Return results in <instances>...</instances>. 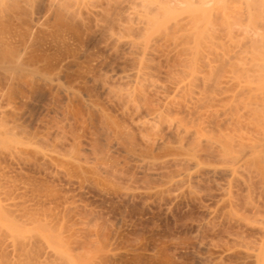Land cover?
<instances>
[{"label": "rangeland", "instance_id": "1", "mask_svg": "<svg viewBox=\"0 0 264 264\" xmlns=\"http://www.w3.org/2000/svg\"><path fill=\"white\" fill-rule=\"evenodd\" d=\"M247 1L0 0V264H264Z\"/></svg>", "mask_w": 264, "mask_h": 264}, {"label": "bare ground", "instance_id": "2", "mask_svg": "<svg viewBox=\"0 0 264 264\" xmlns=\"http://www.w3.org/2000/svg\"><path fill=\"white\" fill-rule=\"evenodd\" d=\"M219 1L223 4V1H224V0H222V1L219 0ZM229 1H232V2H233V0H228V1L226 0V2H229ZM237 1L239 2V0H237ZM240 1L244 2V0H240ZM246 1H247V0H246ZM253 1H254V0H253ZM253 1L251 0V1H250L251 3L249 2V0L247 1V2H249V3H248L249 6H252L251 4H252ZM217 2H218V0H217ZM238 2H237V3H238ZM240 3H241V2H240ZM255 3H256V1H254L253 6H254V7H257V8H256V9L258 10L257 12H259V9H258V8H260L259 6H261L262 4L259 5L258 3H257V4H255ZM225 4L227 5V3H225ZM242 4H243V3H242ZM244 4H245V2H244ZM244 4H243V5H244ZM248 4H246V5H248ZM256 5H258V6H256ZM229 6H230V5H229ZM232 6H234V5H232ZM240 6L243 7L242 5H240ZM240 6H239V7H240ZM241 7H240V8H241ZM254 7H253V9H255ZM226 8H227V7H226ZM248 8H249V7H248ZM263 8H264V7H263ZM229 9H230V8H229ZM238 9H239V8H238ZM256 9H255L254 11H256ZM260 9H261V8H260ZM234 10H235V8H234ZM228 11H229V10H227V12H228ZM263 11H264V10H263ZM234 13H235V12H234ZM236 13H237V12H236ZM260 13H261V12H260ZM260 13H259V15H260ZM262 13H263V12H262ZM236 15H237V14H236ZM238 16H239V15H238ZM260 16H264V15H260ZM223 17H224V16H223ZM224 18H225V17H224ZM241 18H242V17H241ZM239 19H240V18H239ZM245 19H246V18H245ZM240 20H241V19H240ZM243 20H244V19H243ZM251 20H252V19H251ZM262 20H264L263 17H262ZM231 21H232V20H231ZM231 21H230V22H231ZM252 21H253V20H252ZM252 21H251V22H252ZM260 21H261V20H260ZM239 22L241 23V21H239ZM254 22H255V21H253V23H254ZM261 22H262V21H261ZM263 22H264V21H263ZM263 22H262V24H264ZM225 23H226V22H225ZM243 23H245V22H243ZM230 24H231V23H230ZM254 24H255V23H254ZM249 25H250V24H249ZM249 27H250V26H249ZM263 27H264V26H263ZM257 28H258V27H257ZM250 29H252V27H251ZM254 30H255V28H254ZM255 34H257V31H256ZM259 34H262V33H259ZM256 37H259V36L257 35ZM260 37L263 38V39H262L263 41L258 40V42H259V43H257V44H258V47H257V46H254V48H255V50H256V53H257V51L259 52V49H264V46H263V44H264V37H263L262 35H260ZM260 37H259V38H260ZM250 39H251V38H250ZM257 39H258V38H257ZM257 39H256L255 41H257ZM252 41H253V39H252ZM255 41L253 42L254 44H255ZM260 42L263 43V44H260ZM257 44H256V45H257ZM260 45H262L263 48H261ZM259 47H260V48H259ZM257 48H259V49H257ZM260 51H261V50H260ZM263 51H264V50H262L261 52H263ZM261 52L257 53V55H258V57H259V56L261 57L260 60H263V61H264V58L262 57V55L264 56V54H263V53L261 54ZM259 62H260V61H259ZM259 62H258V63H259ZM262 63H263V62H262ZM262 63H261V64H262ZM262 65H263V64H262ZM257 66L260 67L261 65L258 64ZM262 68H263V67H262ZM258 69H259V68H258ZM259 71H261V70H259ZM142 73H144V72H141V70H139V71L137 72V74H136L137 79H141V77L144 76ZM132 75H133V74H132ZM131 77H132V76H131ZM137 82H138V81H137ZM112 87H113V86H112ZM110 89H112V88H110ZM257 93H258V92H257ZM260 93H261V92H260ZM128 94H130V93L128 92ZM134 94H136V93H134ZM254 94L256 95L255 92H254ZM131 95H132V94H131ZM255 95H254V96H255ZM259 95H261V94H259ZM123 96H124V95H123ZM132 96L134 97V95H132ZM129 97H130V96H129ZM133 97H131V98H133ZM121 98H122V97H121ZM135 98H136V97H135ZM133 99H134V98H133ZM253 99H254V98H253ZM259 99H260V98H259ZM255 100H256V99H255ZM252 101H253V100H252ZM254 102H255V101H254ZM252 103H253V102H252ZM261 104H262V103H261ZM250 105H251V104H250ZM262 105H263V104H262ZM255 106H256V105H255ZM257 106H258V105H257ZM251 108H252V107H251ZM251 108H250V109H251ZM255 108H256V107H255ZM255 108H254V109H255ZM262 108H263V107H262ZM262 108H261V110H262ZM257 109H258V108H257ZM251 110H252V109H251ZM259 110H260V109H259ZM253 113H254V112H253ZM257 113H258V112H257ZM262 113H264V112H262ZM255 114H256V113H254V115H255ZM105 115H106V114H105ZM258 115H259V114H258ZM262 116H263V114H262ZM106 117H108V116H106ZM109 117H110V116H109ZM259 117H261V116H259ZM259 117H258V119H259ZM109 119H110V118H109ZM253 119H254V117H253ZM259 120H260V119H259ZM102 121H103V120H102ZM146 121H147V120H146ZM146 121H144V122H146ZM255 121L258 122V120H256V119H255ZM262 121H264V120H262ZM262 121H261V122H262ZM105 122H106V121H105ZM147 122H148V121H147ZM147 122H146V123H147ZM261 122H260V123H261ZM258 123H259V122H258ZM106 124H107V125H106L105 127H106L107 131H109V132H111V131L114 132V135H115L116 138H118V139H122V140L124 139V141L127 142V140H129V138L132 136V135L129 136V133H128L129 130L127 131L125 128H123L120 124L117 123L116 120L114 121L113 118H112V120H111V119L108 120V118H107V122H106ZM142 124H143V123H142ZM142 124H141V125H142ZM261 125H262V124H261ZM103 126H104V124H103ZM256 126H257V125H256ZM258 126H259V125H258ZM260 128H261V126H260ZM263 131H264V130H263ZM109 132H108V134H109ZM261 132H262V131H261ZM7 133H8V132H7ZM262 133H263V132H262ZM8 135H9V134H8ZM133 136H134V135H133ZM200 136H201V135H200ZM13 137H14V136H13ZM112 138L114 139V137H112ZM208 138H209V137H208ZM118 139H117V141H119ZM126 139H127V140H126ZM130 139H131V138H130ZM133 139H134V137H133ZM133 139L129 140L130 142H127L128 144L131 143V146L133 145V143H132V142H133V141H132ZM217 139H218V138H217ZM115 140H116V139H115ZM122 140H121V141H122ZM215 140H216V138H215ZM221 140H222V138H221ZM226 140H227V139H226ZM78 141H79V140H78ZM131 141H132V142H131ZM122 142H123V141H122ZM209 142H210V141H209ZM223 142H224V140H223ZM229 142H230V141H229ZM22 143H23V142H22ZM33 143H35V141H34ZM36 143H37V142H36ZM36 143H35V144H36ZM112 143H113V142H112ZM127 143H125V144H127ZM215 143H216V142H215ZM221 143H222V142H221ZM221 143H220V144H221ZM233 143H234V142H233ZM261 143H262V142H261ZM261 143H260V145H258L257 147L255 146V145H256V143H255L254 147H256V148H253V147H252V148H251V147L248 148V147L246 146V148L243 147L244 149H242V151L240 150L241 152H239L238 154H236V155L232 154V159H231V161L234 163L233 165H235L236 163H239L242 159L248 158V156L250 157V155L253 154V153L255 152L254 150L261 149V150L264 151V142H263L262 144H261ZM30 144H32V142H30ZM76 144H77V143H76ZM78 144H79V143H78ZM78 144H77V145H78ZM128 144H127V145H128ZM241 144H242V143H241ZM246 144H247V143H246ZM249 144H250V143H249ZM32 145H33V144H32ZM38 145H40V144H39V141H38ZM218 145H219V144H218ZM224 145H225V144H224ZM230 145H231V144H230ZM35 146H36V145H35ZM133 146L135 147V145H133ZM243 146H244V144H243ZM36 147H37V146H36ZM134 147H133V148H134ZM192 147H193V146H192ZM196 147H197V146H196ZM196 147H195V148H196ZM219 147H220V146H219ZM227 147H229V146H227ZM227 147H226V149H227ZM131 148H132V147H131ZM133 148H132L131 150H133ZM195 148H192V149L196 150ZM241 148H242V147H241ZM75 149H76V148H75ZM77 149H78V148H77ZM238 149H239V148H238ZM53 150H54V149H53ZM233 150H234V149H233ZM57 151H58V150H57ZM57 151H56V152H57ZM72 151H73L74 153H76V152H75L76 150H75V151L72 150ZM72 151H70V152H72ZM227 151H230V150L227 149ZM235 151H237V150H235ZM54 152H55V151H54ZM70 152H69V155H67L68 153H67L66 155L61 153L62 155H64L63 158H62V156H61V158L63 159V160L61 161V163L64 164L65 166L67 165L68 167H69L70 165H71V166H75V165H76V166H77V165L79 166V164H81V158H79V157L77 158V156H78L77 154L75 155V154H73V152L70 154ZM78 152H79V151H78ZM78 152H77V153H78ZM192 152H193V150H192ZM223 152H224V151H223ZM196 153H197V152H196ZM196 153L194 152V154H196ZM236 153H237V152H236ZM58 154H60V153L58 152ZM79 154H80V153H79ZM221 154H222V153H221ZM224 155H225V153H224ZM228 155H229V154H228ZM237 155H238V156H237ZM80 156H81V155H80ZM50 157H52V156H50ZM59 157H60V156H59ZM261 157H262V156H261ZM79 159H80V160H79ZM145 159H147V158H145ZM221 159H222V158H221ZM153 160H154V159H153ZM192 160H195V158H194V159L192 158ZM247 160H248V159H247ZM262 160H263V158H262ZM262 160H261V161H262ZM58 161H60V160H58ZM143 161H144V160H143ZM188 161L190 162V158H189ZM223 161H224V160H223ZM228 161H229V159H228ZM231 161H230V162H231ZM245 161H246V160H245ZM245 161H244V162H245ZM250 161H251V160H250ZM191 162H192V161H191ZM225 162H227V161H225ZM225 162H224V163H225ZM58 163H59V162H58ZM253 163H254V162H253ZM262 163H263V162H262ZM62 164H61V166H64V165H62ZM225 164H226V163H225ZM228 164H229V162H228ZM249 165H250V164H249ZM262 165H263V164H262ZM65 166H64V167H65ZM71 166H70V167H71ZM78 166H77V167H78ZM255 166H256V165H255ZM70 167H69V168H70ZM231 167H232V166H231ZM231 167H229V168H231ZM247 167H248V166H247ZM263 168H264V166H263ZM214 169H215V168H214ZM222 169L225 170V168H222ZM250 170H252V169H250ZM216 171L218 172L219 170H217V168H216ZM232 171H233V170H232ZM237 171H238V170H237ZM211 172H215V171H211ZM217 172H216V173H217ZM226 172H227V169H226ZM249 172H250V171H249ZM263 172H264V171H263ZM198 173H199V172H198ZM198 173H197V174H198ZM200 173H201V172H200ZM218 173L221 174L220 171H219ZM229 173H230V172H229ZM254 173H255V172H254ZM230 174H231V173H230ZM262 174H263V173H262ZM184 175H185V173H184ZM188 175H190V174H188ZM192 175H193V174H192ZM195 175H196V174H195ZM235 175H236V174H235ZM230 176H231V175H230ZM236 176H237V175H236ZM181 177H182V175H181ZM181 177H180V179H181ZM196 177H197V176H196ZM237 177H238V176H237ZM248 177H249V176H248ZM189 178H190V177H189ZM197 178H198V177H197ZM186 179H187V178H186ZM249 179H250V178H249ZM261 180H262V179H261ZM181 181H182V180H181ZM243 182H244V181H243ZM247 182H248V181H247ZM245 183H246V182H245ZM246 186H247V185H246ZM248 191H249V190H248ZM231 198H232V197H231ZM250 204H252V203H250Z\"/></svg>", "mask_w": 264, "mask_h": 264}]
</instances>
